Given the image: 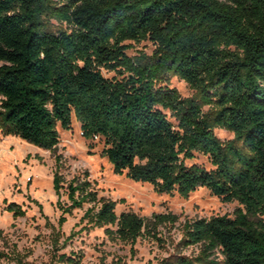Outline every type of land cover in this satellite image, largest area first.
<instances>
[{"label": "trees", "instance_id": "trees-1", "mask_svg": "<svg viewBox=\"0 0 264 264\" xmlns=\"http://www.w3.org/2000/svg\"><path fill=\"white\" fill-rule=\"evenodd\" d=\"M45 15L70 28L50 30ZM144 40L156 46L151 55L127 53L126 41ZM170 72L198 99L169 86ZM200 101L216 108L204 112ZM74 114L86 139L104 140L116 174L159 193L187 198L205 187L238 202L234 216L188 221L184 240L199 254L166 264H264V0H0V128L55 151L58 126L70 129ZM217 126L234 138L220 140ZM197 153L213 167L193 162ZM85 185L70 184L72 205L100 202L87 215L124 241L176 221L117 214ZM7 210L24 214L16 203Z\"/></svg>", "mask_w": 264, "mask_h": 264}, {"label": "rangeland", "instance_id": "rangeland-1", "mask_svg": "<svg viewBox=\"0 0 264 264\" xmlns=\"http://www.w3.org/2000/svg\"><path fill=\"white\" fill-rule=\"evenodd\" d=\"M42 21L52 31L70 28L52 15H45ZM126 42L132 44L127 50L132 57L142 52L151 55L156 47L149 40ZM103 74L112 77L115 72L103 69ZM167 79L184 98L198 99V91L178 74L170 72ZM200 103L207 113L216 108L214 103ZM58 130L60 143L51 151L7 135L0 128V264H166L178 255L199 254V244L184 240L188 221L234 216L239 206L237 201L225 202L212 195L205 187L185 198L178 193L156 192L151 184L134 181L125 173L116 174L103 153L104 140L86 139L75 114L70 129L59 125ZM214 131L223 142L234 138L226 128L217 126ZM196 156L193 162L213 167L207 155ZM56 172L61 177L59 193L54 188ZM72 182H88L85 188L96 191L98 200L115 201L117 214L134 211L148 221L155 214H170L176 221H165L156 228L151 224L136 242L124 241L107 232V227H115L99 226L87 215L88 209L99 207L100 202L87 199L72 205ZM11 203L19 204L24 214L7 210ZM69 206L71 211H65Z\"/></svg>", "mask_w": 264, "mask_h": 264}]
</instances>
